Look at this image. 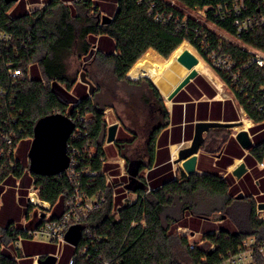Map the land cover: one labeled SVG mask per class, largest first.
I'll return each instance as SVG.
<instances>
[{
    "label": "trees",
    "instance_id": "16d2710c",
    "mask_svg": "<svg viewBox=\"0 0 264 264\" xmlns=\"http://www.w3.org/2000/svg\"><path fill=\"white\" fill-rule=\"evenodd\" d=\"M36 2L0 0V32L11 37L0 42V206L21 209L18 216L0 213V264H21L14 242L19 236L30 239L20 222L24 215L29 219L33 206L24 204L23 188L15 190L25 186L29 175L38 198L51 206L53 219L66 211L76 188L83 197L104 198L80 219L72 264H222L250 238L255 242L251 263L264 264L257 252L264 242V220L255 199L233 197L225 179L181 174L147 191L145 171L153 164L154 140L166 126L168 112L153 83L126 77L141 57L161 66L183 42L206 62L211 53L228 55L231 70L218 69L217 74L247 117L264 122V65L253 61L254 51L264 55V0H244L238 12L233 0H42L41 8L29 11L27 4ZM198 10L204 17L187 13ZM103 14L111 17L109 22H102ZM248 18L250 25L239 33L236 20ZM149 50L164 60L145 54ZM73 57L86 62V78L95 86L90 97L82 95L79 101L68 94L81 85L71 71ZM35 63L42 72L39 78L30 74ZM14 68L23 78L10 76L8 70ZM106 107L131 133V139L114 142L131 180L113 178L112 184L105 174L119 171L106 162ZM55 113L77 125V138L68 142L77 151L74 175L33 174L29 164L16 158L17 145L26 141L29 150L37 122ZM2 136H9L12 145ZM228 136L224 130L210 131L203 147L220 148ZM249 153L261 162L264 141ZM131 165L138 166L135 176L129 174ZM122 183L139 195L135 202L122 204ZM214 213L222 215L218 230L202 235L213 249L197 244L189 249V237L178 235L177 228L199 232L202 221Z\"/></svg>",
    "mask_w": 264,
    "mask_h": 264
},
{
    "label": "crops",
    "instance_id": "0c3cea01",
    "mask_svg": "<svg viewBox=\"0 0 264 264\" xmlns=\"http://www.w3.org/2000/svg\"><path fill=\"white\" fill-rule=\"evenodd\" d=\"M150 51L152 50H149L145 54H148ZM204 65L207 69L205 71L197 70L196 76L191 78L171 100H168L157 85L147 78L157 88L162 97L164 106L168 112V122L155 137L153 164L145 171L146 187H159L163 183L181 176V174H186L181 166V162L176 163V159L179 151L191 144L197 123L212 122L227 124L231 127L213 128L203 133L204 140H206L209 132L213 130H224L229 132V136L220 148H217L215 145L204 148V144L199 148L196 173L200 175L214 174L225 179L229 184L233 197L240 199L252 196L257 206L258 203L264 202V159L259 162L249 153V150L253 145L264 141V122L255 123L252 119L248 118L232 91L219 77L217 72L207 63ZM128 73L126 77L131 81L145 78V76L130 77ZM78 83L81 85L76 88V91H70L68 94L73 99L78 98V101L82 95L90 97L88 85L80 82V80ZM111 110L112 108L107 107L104 111L111 114ZM115 123L118 124V127L121 125L117 119L116 122L110 124ZM241 131L247 132L251 140V145L248 148H243L236 140L237 133ZM105 150L108 157L106 162L117 165L119 174L122 173L124 160L117 154L114 142L109 144L105 142ZM110 155L113 158H110ZM241 163L245 165L247 170L245 174L237 178L233 175V171ZM116 179L120 180L119 178ZM44 204L49 205L45 202ZM34 217L35 215L32 214L31 218L26 222L24 221L26 225H24V222L20 223V225L27 228L36 227L40 221L37 217ZM192 233L196 234L193 231ZM67 243L63 245V254L58 255L57 250L62 246H58L54 242H42L33 239L23 240L19 251L21 264H38L39 259H45L49 255L56 257L55 264H68L73 256L67 247L69 246ZM210 248L213 249V246ZM27 255H30V257Z\"/></svg>",
    "mask_w": 264,
    "mask_h": 264
},
{
    "label": "water",
    "instance_id": "95a60500",
    "mask_svg": "<svg viewBox=\"0 0 264 264\" xmlns=\"http://www.w3.org/2000/svg\"><path fill=\"white\" fill-rule=\"evenodd\" d=\"M9 1L18 2L19 0ZM109 21V17L102 16L103 23ZM177 61L188 70V73L167 96L168 100H171L173 96L197 74V70L194 69V66L198 63V58L189 50L182 51L177 57ZM80 82L88 85V93L91 95L95 90V86L88 78H86L85 72L81 73ZM75 127V122L67 115L61 113H55L41 118L35 126L33 140L31 141L28 151L29 171L33 174L50 176L59 175L64 172L69 165L67 145ZM219 127L231 126L212 122H201L196 124V131L191 144L188 147L181 149L176 159V163L181 162V166L187 175L196 173L197 154L199 148L205 142L203 133ZM117 128V123L107 126L106 143L109 144L115 142ZM236 140L243 148H248L251 145V140L245 131L237 133ZM137 170V165H131L130 176H135ZM246 170L245 165L241 163L233 171V175L240 178L245 174ZM129 180H131V178H129ZM257 209L264 210V202L258 203ZM80 231V226L72 227L67 233V242L75 245L80 237ZM55 262L56 257L52 255L47 256L45 259L38 260V264H55Z\"/></svg>",
    "mask_w": 264,
    "mask_h": 264
},
{
    "label": "built area",
    "instance_id": "2783aa9c",
    "mask_svg": "<svg viewBox=\"0 0 264 264\" xmlns=\"http://www.w3.org/2000/svg\"><path fill=\"white\" fill-rule=\"evenodd\" d=\"M233 2H234L233 9L235 11L238 12L239 10L244 8V0H233ZM28 5H32V4H27V9H28ZM196 12H200L202 14V17H204V13L202 10L200 11L198 10ZM250 21H251L250 18L244 20L243 22H238V20H236L238 32L241 33L242 31H246L248 26L250 25ZM221 35L229 39V37H227L225 34L221 33ZM10 38L11 37L9 35L3 32H0V42H7L10 40ZM253 61L256 62L258 65L263 66L264 65V55L260 52L254 51ZM206 63L215 71L218 69L223 70V71H230L232 67V62L228 55L218 56L216 53H211L209 55V62H206ZM8 71L10 72V76L14 79H18V78L20 79V78H23L24 76L20 69L14 68V69H9ZM236 77L237 76H235L233 80H235ZM104 114L106 115L105 111H104ZM75 125H76V122H75ZM109 125L111 124H108L107 126ZM76 130L78 131L77 125L69 139L77 138L78 132L76 133ZM1 140H3V142H5L6 145H8V147L12 145V139L9 136H2ZM67 150L69 154V165L67 169L61 174L66 173L67 175L70 176V175H74V165L76 164L77 151L73 148H69V145H67ZM10 151L12 150L10 149L9 152ZM122 166H123L122 173H120L118 176H113L110 173L105 174V180L107 183L112 184L113 178L120 179L123 176L128 177L125 171V163ZM127 183H122L121 185V187L124 189L123 193L126 194L130 192L133 197L128 198V196L124 195L125 197L122 199V204H125V203L131 204L135 202L139 196L134 191L128 188H125ZM149 190L150 188H147V191ZM32 194L35 195L36 201L32 200ZM27 201H28V204H31L33 206V209L35 210V217H37L40 222L34 228H27L25 226H22L23 227L22 232L26 233L30 239H33L36 241H42V242H54L58 246H63L64 244L67 243L66 236L69 230L74 226H79L81 218H84L86 215H88L92 211H95L96 209H98L104 202V198L103 197H94V198L83 197L80 193V190L76 188L73 195L68 199L66 203L67 204L66 211L61 216L55 219L51 217V206L45 205L44 202H42L38 198L37 190L34 188L33 182L30 186V191L28 192ZM33 209L32 211H30L29 218H31L33 214ZM263 211L264 210H257L259 214L258 217L264 220ZM113 213H115V217L117 218L118 217L117 209H115ZM25 222H24V225H26ZM86 233H88V231H86ZM21 243H22V236H19V238L14 242V248L20 249ZM194 247H195V243L189 242V249L192 250L194 249ZM254 248H255L254 239L250 238L243 243L242 247L239 249V251L236 254L229 255L227 258H225L222 264H250L253 259ZM257 252L260 254L262 260L264 261V242L261 243L257 247ZM82 253H85V251H83ZM73 258L74 257H72L69 260L68 264L73 263V260H74ZM105 264L107 263L105 262Z\"/></svg>",
    "mask_w": 264,
    "mask_h": 264
},
{
    "label": "rangeland",
    "instance_id": "374dc122",
    "mask_svg": "<svg viewBox=\"0 0 264 264\" xmlns=\"http://www.w3.org/2000/svg\"><path fill=\"white\" fill-rule=\"evenodd\" d=\"M172 1V0H170ZM44 5V3H41L39 2L38 4H35V5H28V10L29 11H33L35 9H39L41 8L42 6ZM189 13L191 16L193 17H202V14L200 12H187ZM104 16H107L105 14H103ZM109 17V16H107ZM111 18V17H109ZM208 26L213 29V27L211 25L208 24ZM187 43L191 50L193 51V54L197 57V58H200L204 64H206L205 60L199 55V53L197 52V50L192 47L188 42H185ZM196 52V53H195ZM149 53H152L153 55L157 56L159 60L163 61L164 59L162 57H160L157 53H155L154 51H150ZM199 55V56H198ZM143 58V57H142ZM141 59V58H140ZM139 60V59H138ZM86 62H80L79 59L77 57H73V59L71 60V71L73 73H77L78 75V81L80 80V75L81 73L85 72L84 70V64ZM134 66V65H133ZM131 70V69H130ZM35 75V77L39 78L41 76V71L39 70V67L38 65L35 63L32 65V67L30 68V74ZM107 108V107H106ZM119 109H121L119 107ZM113 110V109H112ZM112 110H111V114L110 112L107 113L106 112V115H105V121H106V124H110L112 122H116V117H115V114H114V111L112 113ZM112 116V117H111ZM131 138V133L125 128V126L123 125H120L117 129V133H116V137H115V141H122V140H127ZM143 141H141L140 143H142ZM143 144V143H142ZM28 149L26 147V141H23L21 143H19L15 149V154H16V158L18 160H20L23 164H29V161H28ZM108 158V157H107ZM110 158H113L112 155H110ZM130 178V177H128ZM31 177L30 175L28 176L27 180H26V183H25V186L23 185L22 187L21 186H18L16 185V188L15 190L18 191V189H21L23 188L24 191H26V194L22 195L23 196V202L25 205L28 204V201H27V197H28V192L30 191V186H31ZM125 196H128V198H132V194L130 192L124 194ZM16 200L19 199V195H16ZM20 210L21 209H16L14 208V210L10 209L8 206H0V213L4 216V218L10 214H13L14 216H18L19 213H20ZM33 214L35 215V210L33 209ZM188 214V213H186ZM258 214V212H257ZM259 215V214H258ZM221 214L220 213H214L212 215H210V217L208 218V220H204L202 221L201 225H200V230L199 232H196V234L193 235L192 231H190L189 229L187 228H183L182 226L181 227H178L180 229L177 228L176 232L178 235H187L189 237L188 241L189 242H192V243H195L197 244L198 246H200L201 248H204V249H208L209 247H212L207 241L203 240L202 239V235L208 231H217L218 230V227L220 225V221H221ZM35 218V217H34ZM24 221H26V218H25V215L22 217L21 219V222L20 223H23ZM67 246L69 249H70V252H71V255L74 256L75 254V248L73 245H71L70 243H67ZM57 254L58 255H62L63 252H64V247H59L58 250H57ZM250 264H254V263H250Z\"/></svg>",
    "mask_w": 264,
    "mask_h": 264
},
{
    "label": "bare ground",
    "instance_id": "6f19581e",
    "mask_svg": "<svg viewBox=\"0 0 264 264\" xmlns=\"http://www.w3.org/2000/svg\"><path fill=\"white\" fill-rule=\"evenodd\" d=\"M184 50H189L193 53L190 46L183 42L175 51L171 53L161 66L155 65L153 62L143 57L134 64L128 75L130 77H148L167 97L178 81L188 73V70L177 61V57ZM194 69L205 71L207 68L203 61L198 58V63L194 66ZM32 200L36 201V197L33 194Z\"/></svg>",
    "mask_w": 264,
    "mask_h": 264
}]
</instances>
